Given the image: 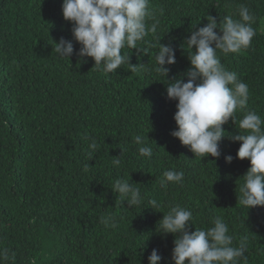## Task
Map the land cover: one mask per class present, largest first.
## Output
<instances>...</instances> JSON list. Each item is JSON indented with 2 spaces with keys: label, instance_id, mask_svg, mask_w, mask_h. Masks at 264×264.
Here are the masks:
<instances>
[{
  "label": "trees",
  "instance_id": "1",
  "mask_svg": "<svg viewBox=\"0 0 264 264\" xmlns=\"http://www.w3.org/2000/svg\"><path fill=\"white\" fill-rule=\"evenodd\" d=\"M62 3L0 0V247L15 253L3 264H148L153 249L161 264H173L175 237L158 233L157 225L176 204L191 210L190 231L221 217L234 245L247 237V264H264V207L249 210L238 202L250 167L236 158L240 142L225 137L220 157L202 160L182 146L171 135L177 101L167 98L154 62L159 43L171 45L176 63L166 79L180 78L191 67L184 45L191 31L206 26L208 16L218 23L236 19L239 6H247L255 16L251 47L218 53L249 87L247 109L236 111L235 124L229 119L222 126L231 135L242 132L246 111L264 119V0H149L156 32L138 42L141 50H122L143 68L132 72L124 64L109 74L95 69L91 58H57L54 43L61 38L72 40L74 52L80 49ZM137 135L152 147L151 159L139 155ZM92 138L99 147L89 156ZM172 169L184 171L183 182L161 188L163 173ZM130 176L144 197L131 208L111 190ZM104 215L119 227L106 229Z\"/></svg>",
  "mask_w": 264,
  "mask_h": 264
},
{
  "label": "clouds",
  "instance_id": "2",
  "mask_svg": "<svg viewBox=\"0 0 264 264\" xmlns=\"http://www.w3.org/2000/svg\"><path fill=\"white\" fill-rule=\"evenodd\" d=\"M62 15L66 22L72 24L71 34L80 49L74 52L72 40L61 38L54 43L57 58L69 61L74 54L81 58V62H86L85 57L91 58L94 68L104 74L114 73L124 64L132 72L140 71L143 65H132L130 54L122 50H141L138 42L145 41L149 33H155L159 25V20L149 8V0H63ZM149 20L153 22L149 24ZM253 23L255 16L245 5L239 6L236 19L225 16L218 23L217 18L208 16L206 26L191 31L184 42L191 67L180 78L166 79L170 71L168 66L176 63L175 50L171 45L159 43L154 56L155 71L166 80L167 98L177 101L173 117L177 127L171 135L201 160L208 156L219 158V145L225 137L232 142H240L236 158L250 161V167L243 176L238 202L249 210L264 207V119L248 110L239 121L242 132L231 135L224 131L222 126L229 119L235 124L238 109H247L249 87L235 71L222 64L218 53L227 56L249 49L256 35ZM217 29L219 32L215 31ZM185 78L187 82H184ZM134 142L139 145V155L151 159L153 149L145 144L144 137L137 135ZM98 147L92 138L89 145L92 151L88 155L91 156ZM120 151L119 157L112 158L115 166L121 164L124 149ZM225 160L230 164L233 157L228 155ZM88 168L86 164L85 170ZM184 176L183 170H166L160 187L181 184ZM136 185L130 176L117 179L111 190L118 193L120 201L127 203L129 208L141 206L144 197ZM149 203L154 208L159 207L155 200ZM192 219L191 210L176 204L163 213L157 225L158 233L175 237L173 264H241V260L247 264V237L240 238L234 245V236L229 235V227L221 217H216L207 229L190 231ZM100 222L106 229L119 227L112 215L101 216ZM10 259H15V253L0 247V264ZM161 260L158 250L153 249L148 256V264H161Z\"/></svg>",
  "mask_w": 264,
  "mask_h": 264
},
{
  "label": "rangeland",
  "instance_id": "3",
  "mask_svg": "<svg viewBox=\"0 0 264 264\" xmlns=\"http://www.w3.org/2000/svg\"><path fill=\"white\" fill-rule=\"evenodd\" d=\"M262 30L264 31V20H262Z\"/></svg>",
  "mask_w": 264,
  "mask_h": 264
}]
</instances>
